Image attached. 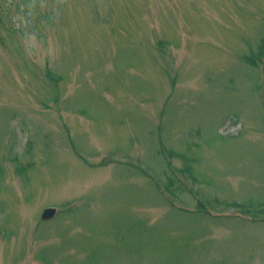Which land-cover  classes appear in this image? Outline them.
<instances>
[{"label": "rangeland", "instance_id": "374dc122", "mask_svg": "<svg viewBox=\"0 0 264 264\" xmlns=\"http://www.w3.org/2000/svg\"><path fill=\"white\" fill-rule=\"evenodd\" d=\"M0 264H264V0H0Z\"/></svg>", "mask_w": 264, "mask_h": 264}, {"label": "water", "instance_id": "95a60500", "mask_svg": "<svg viewBox=\"0 0 264 264\" xmlns=\"http://www.w3.org/2000/svg\"><path fill=\"white\" fill-rule=\"evenodd\" d=\"M57 211L55 208H52V207H48V209H45L44 210V213L42 215V218L44 220H48L50 218H53L55 215H56Z\"/></svg>", "mask_w": 264, "mask_h": 264}]
</instances>
